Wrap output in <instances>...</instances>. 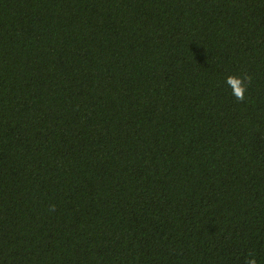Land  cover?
Masks as SVG:
<instances>
[{"label": "trees", "instance_id": "1", "mask_svg": "<svg viewBox=\"0 0 264 264\" xmlns=\"http://www.w3.org/2000/svg\"><path fill=\"white\" fill-rule=\"evenodd\" d=\"M229 76L252 77L244 102ZM250 254L264 0H0V264Z\"/></svg>", "mask_w": 264, "mask_h": 264}, {"label": "clouds", "instance_id": "2", "mask_svg": "<svg viewBox=\"0 0 264 264\" xmlns=\"http://www.w3.org/2000/svg\"><path fill=\"white\" fill-rule=\"evenodd\" d=\"M252 77L251 76H229L227 77L226 83L232 89V95L239 101L244 102L246 99V92L248 87L251 84ZM52 210H55L53 206ZM245 264H258L257 259L254 255H249V258L245 260Z\"/></svg>", "mask_w": 264, "mask_h": 264}]
</instances>
